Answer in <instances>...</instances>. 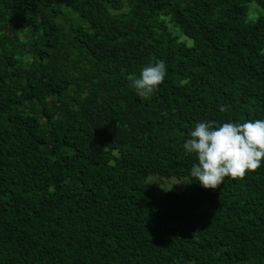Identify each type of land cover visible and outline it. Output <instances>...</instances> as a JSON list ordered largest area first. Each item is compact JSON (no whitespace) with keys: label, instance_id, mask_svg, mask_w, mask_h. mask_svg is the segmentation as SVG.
Wrapping results in <instances>:
<instances>
[{"label":"trees","instance_id":"1","mask_svg":"<svg viewBox=\"0 0 264 264\" xmlns=\"http://www.w3.org/2000/svg\"><path fill=\"white\" fill-rule=\"evenodd\" d=\"M250 2L264 13V0H0V264H263L264 161L206 190L183 148L197 122L264 120ZM160 60L165 81L142 99L128 76Z\"/></svg>","mask_w":264,"mask_h":264},{"label":"clouds","instance_id":"2","mask_svg":"<svg viewBox=\"0 0 264 264\" xmlns=\"http://www.w3.org/2000/svg\"><path fill=\"white\" fill-rule=\"evenodd\" d=\"M167 66L163 60L149 62L138 76L130 75V87L142 99L151 98L164 83ZM221 106L220 111H226ZM186 154L196 163L190 176L206 190H217L226 178L244 179L255 172L264 161V120H249L243 123L215 121L197 122L183 144ZM162 187V186H161ZM172 187V186H171ZM170 188L165 189L170 191Z\"/></svg>","mask_w":264,"mask_h":264},{"label":"rangeland","instance_id":"3","mask_svg":"<svg viewBox=\"0 0 264 264\" xmlns=\"http://www.w3.org/2000/svg\"><path fill=\"white\" fill-rule=\"evenodd\" d=\"M247 7V13H246V19L253 21L255 18H257L258 16H263L264 17V13L263 11H261L259 9V7H257L253 2H250L246 5ZM177 35L179 36V40L181 42H184L186 46H190L191 45V41L187 38H185L184 36H182L178 31H176ZM173 181L169 184L166 185L167 188H170L173 190H180L181 188H183L185 186V180H182L181 182H176L174 180H168V181H161L162 183L164 182H170ZM152 183V182H151ZM264 264V262H263Z\"/></svg>","mask_w":264,"mask_h":264}]
</instances>
